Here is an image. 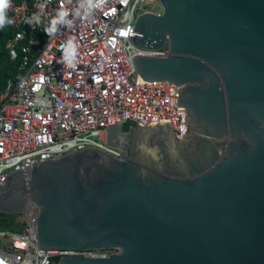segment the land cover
Segmentation results:
<instances>
[{
	"label": "water",
	"instance_id": "1",
	"mask_svg": "<svg viewBox=\"0 0 264 264\" xmlns=\"http://www.w3.org/2000/svg\"><path fill=\"white\" fill-rule=\"evenodd\" d=\"M160 1L130 38L169 48L134 62L137 83L175 85L181 139L170 118L116 121L124 160L87 147L13 171L0 212L36 211L40 248L114 250L58 264H264V0Z\"/></svg>",
	"mask_w": 264,
	"mask_h": 264
},
{
	"label": "built area",
	"instance_id": "2",
	"mask_svg": "<svg viewBox=\"0 0 264 264\" xmlns=\"http://www.w3.org/2000/svg\"><path fill=\"white\" fill-rule=\"evenodd\" d=\"M158 5L161 9H158ZM7 40L16 73L0 92V184L13 171L91 147L124 160L108 144L116 121L169 119L178 139L185 107L175 85L137 83L135 56L168 57L130 38L138 18L161 15L160 0H9ZM36 211L0 215L2 264H58L65 255H110L111 249L40 248Z\"/></svg>",
	"mask_w": 264,
	"mask_h": 264
},
{
	"label": "trees",
	"instance_id": "3",
	"mask_svg": "<svg viewBox=\"0 0 264 264\" xmlns=\"http://www.w3.org/2000/svg\"><path fill=\"white\" fill-rule=\"evenodd\" d=\"M5 22L0 26V91L4 88L7 80L15 74L18 61L11 60L7 40L13 34V28L9 23V17L6 12ZM129 123H125V129H128ZM0 215H6L0 212Z\"/></svg>",
	"mask_w": 264,
	"mask_h": 264
},
{
	"label": "clouds",
	"instance_id": "4",
	"mask_svg": "<svg viewBox=\"0 0 264 264\" xmlns=\"http://www.w3.org/2000/svg\"><path fill=\"white\" fill-rule=\"evenodd\" d=\"M100 3H103V0H99ZM9 0H0V26L5 22V8L8 6Z\"/></svg>",
	"mask_w": 264,
	"mask_h": 264
},
{
	"label": "crops",
	"instance_id": "5",
	"mask_svg": "<svg viewBox=\"0 0 264 264\" xmlns=\"http://www.w3.org/2000/svg\"><path fill=\"white\" fill-rule=\"evenodd\" d=\"M11 60H12V59H11ZM15 73H16V72H15ZM14 75H15V74H14ZM14 75H12V76H14ZM6 83H7V82H6ZM5 86H6V84H5ZM5 86H4V88H5ZM4 88H3V89H4ZM3 89H2V90H3ZM2 90H1V91H2ZM1 91H0V92H1Z\"/></svg>",
	"mask_w": 264,
	"mask_h": 264
},
{
	"label": "rangeland",
	"instance_id": "6",
	"mask_svg": "<svg viewBox=\"0 0 264 264\" xmlns=\"http://www.w3.org/2000/svg\"><path fill=\"white\" fill-rule=\"evenodd\" d=\"M157 7H158V9H161V6L160 5H158Z\"/></svg>",
	"mask_w": 264,
	"mask_h": 264
},
{
	"label": "snow or ice",
	"instance_id": "7",
	"mask_svg": "<svg viewBox=\"0 0 264 264\" xmlns=\"http://www.w3.org/2000/svg\"><path fill=\"white\" fill-rule=\"evenodd\" d=\"M0 264H2V262H0Z\"/></svg>",
	"mask_w": 264,
	"mask_h": 264
},
{
	"label": "flooded vegetation",
	"instance_id": "8",
	"mask_svg": "<svg viewBox=\"0 0 264 264\" xmlns=\"http://www.w3.org/2000/svg\"><path fill=\"white\" fill-rule=\"evenodd\" d=\"M188 131H189V129H188ZM184 139V138H183Z\"/></svg>",
	"mask_w": 264,
	"mask_h": 264
}]
</instances>
